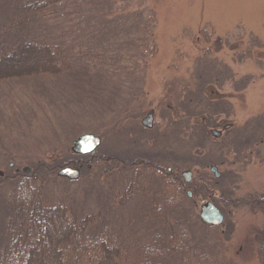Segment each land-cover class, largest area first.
<instances>
[{
    "label": "rangeland",
    "instance_id": "obj_1",
    "mask_svg": "<svg viewBox=\"0 0 264 264\" xmlns=\"http://www.w3.org/2000/svg\"><path fill=\"white\" fill-rule=\"evenodd\" d=\"M112 1L108 17L120 15L122 23L131 10L155 11V29L137 41L136 61L129 59L135 33L107 30L99 20L93 36L77 29V17L65 14L70 0V7L62 2L68 9L61 8L55 23H64L70 52L84 58L57 75L0 78V248L9 215L26 206L31 193L45 206L94 213L129 234L148 226L144 214L154 212L149 187L164 182L170 190L179 183L192 191L183 201L194 232L209 226L194 221L201 204L217 203L224 222L203 230L223 249L224 264H264V0ZM8 2L0 0V24ZM143 14L132 22L146 24ZM100 36L109 41L101 44ZM150 112L154 126L147 128L143 117ZM214 128L223 129L221 136L213 135ZM84 132L101 136L96 151L112 157L108 171L101 170L105 159L87 165L73 152ZM91 154L80 156L88 160ZM137 155L143 160L128 165ZM77 160V179L58 175L68 161L80 166ZM168 167L184 181L182 171L192 170V180L172 184Z\"/></svg>",
    "mask_w": 264,
    "mask_h": 264
},
{
    "label": "trees",
    "instance_id": "obj_2",
    "mask_svg": "<svg viewBox=\"0 0 264 264\" xmlns=\"http://www.w3.org/2000/svg\"><path fill=\"white\" fill-rule=\"evenodd\" d=\"M69 1L9 0L3 9V21L0 24L1 79L44 73L57 75L73 68L84 58L79 51L76 54L70 52L71 49L64 43V23H55L56 17L61 16L62 2L70 7ZM83 1L71 0V10L64 6L69 10L65 14L77 17L76 28L84 27L83 31L88 30L93 36L99 30L95 22L99 20V24L108 26L107 30H116L119 26L117 30L120 32L125 30L135 33L130 42L135 55L129 59L136 61L140 46L137 41L141 38L146 40L155 29V11L131 10L127 15L133 18H141L143 13H147V23H133L131 17L122 23L118 22L123 19L120 15L114 16L113 20L109 18L114 14L112 9L115 10L112 0ZM124 23L126 27H123ZM108 38L100 36V43L109 41ZM91 46L89 49L94 47L93 44ZM108 56L104 54V58ZM78 155L81 163L87 165L105 159L108 164L101 166L102 171H108L111 167L112 157L99 154L98 151L89 155L92 158L88 160L81 158L84 155ZM80 161L77 160L76 164ZM73 162L68 161L66 164ZM55 168V164H52L51 171L54 172ZM161 172L166 176L164 171ZM171 179L175 180H172L175 185L177 176ZM178 181L186 183L181 176ZM165 185L162 182L154 189L149 187L155 192H151L152 195L148 197L152 200L150 204L154 212L144 214L150 222L147 220L148 226L143 229L136 227L129 234L127 230L124 233L122 226H110V221L101 223L94 213L81 215L59 203L45 206L41 195L31 193L23 203L26 206H15L14 212L9 215L4 238L7 242L4 241L0 248V264H224L223 249H220V245L211 244L206 234L209 233V227L217 225L196 226L200 232H194L193 226H187V223H191L192 215L183 201L184 197L188 198V194L179 183L173 190ZM20 189L18 186L19 197H22ZM159 191L162 192L160 198L156 194ZM167 209L172 215L166 214ZM199 217L197 214L194 221L204 223ZM204 228L208 231L206 229L205 232Z\"/></svg>",
    "mask_w": 264,
    "mask_h": 264
},
{
    "label": "water",
    "instance_id": "obj_3",
    "mask_svg": "<svg viewBox=\"0 0 264 264\" xmlns=\"http://www.w3.org/2000/svg\"><path fill=\"white\" fill-rule=\"evenodd\" d=\"M153 112H150L147 116L143 117V122L148 125L152 126L153 122ZM214 135H219L221 133L220 129H213ZM102 138L100 135L94 133V132H84L82 133L78 138H76L73 142L72 149L75 152H80L82 154H87L94 152L99 145L101 144ZM211 169L214 171V173L219 176L220 171L218 170L217 166L212 165ZM24 170L26 172L31 171V167L26 166L24 167ZM81 169L78 166H72V165H65L62 166L58 173L63 176H67L72 179H77L80 176ZM182 175L185 178L187 182H190L192 180V170L185 169L182 171ZM189 196H192V191H188ZM200 216L203 221L209 224L218 225L221 224L224 220V214L218 208V206L212 201L207 200L201 204L200 207Z\"/></svg>",
    "mask_w": 264,
    "mask_h": 264
},
{
    "label": "flooded vegetation",
    "instance_id": "obj_4",
    "mask_svg": "<svg viewBox=\"0 0 264 264\" xmlns=\"http://www.w3.org/2000/svg\"><path fill=\"white\" fill-rule=\"evenodd\" d=\"M153 116H154V112H153ZM152 116V117H153ZM154 118V117H153ZM144 119V118H143ZM152 122H153V119H152ZM146 126V125H145ZM154 126V123H153V125L151 126V127H153ZM150 126H147V128H151ZM228 129L231 127V126H226ZM223 133V129H222V132L219 134L220 136H221V134ZM232 142H233V139H232ZM233 145L235 146V147H240V143H239V141H237V143H235L234 144V142H233ZM238 147H237V150H238ZM242 150V149H241ZM245 156V155H244ZM143 158V156L141 157V155H137L134 159H132L131 161L130 160H128V165H131L130 163H132V162H134V161H138V160H143L142 159ZM237 162V161H236ZM157 165V164H156ZM163 167V166H162ZM157 169V171H159V172H161V170L163 169V168H161V167H158V168H156ZM166 170H168L169 172H172L173 170H172V167H168ZM263 194H261L262 195V197H261V201H263V202H259V206H260V208L262 207L263 209H264V192H262ZM260 199V198H259ZM225 217V216H224ZM223 217V218H224ZM224 220H225V218H224ZM264 247V246H263ZM263 254H264V252H263Z\"/></svg>",
    "mask_w": 264,
    "mask_h": 264
}]
</instances>
